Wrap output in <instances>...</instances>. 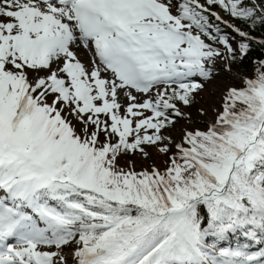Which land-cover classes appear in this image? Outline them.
I'll return each mask as SVG.
<instances>
[{
	"label": "snow or ice",
	"instance_id": "6c2138e0",
	"mask_svg": "<svg viewBox=\"0 0 264 264\" xmlns=\"http://www.w3.org/2000/svg\"><path fill=\"white\" fill-rule=\"evenodd\" d=\"M257 29L264 0H0V264H264V60L165 131Z\"/></svg>",
	"mask_w": 264,
	"mask_h": 264
},
{
	"label": "rangeland",
	"instance_id": "374dc122",
	"mask_svg": "<svg viewBox=\"0 0 264 264\" xmlns=\"http://www.w3.org/2000/svg\"><path fill=\"white\" fill-rule=\"evenodd\" d=\"M220 14L222 15V13ZM224 19L229 20L227 17H224ZM232 43L234 47L238 46L236 41L233 40ZM78 55L84 62L89 60V53L84 50L82 54L78 53ZM239 74L240 76L237 77L228 71H220L219 75L205 84L203 91L197 95L196 102L191 107L182 108V111L190 114V120H178L173 128L165 130L167 134L174 139H178L181 136V128H206L209 123H214L216 118L215 110L220 109L223 94L234 86L235 81L243 83V78L241 77L243 74L241 72ZM134 159L137 170L141 166H148L150 164H154L157 168L163 169L166 166L165 161L167 157L153 150V155L150 159H142L139 155ZM123 166L127 167L126 161L123 162Z\"/></svg>",
	"mask_w": 264,
	"mask_h": 264
},
{
	"label": "trees",
	"instance_id": "16d2710c",
	"mask_svg": "<svg viewBox=\"0 0 264 264\" xmlns=\"http://www.w3.org/2000/svg\"><path fill=\"white\" fill-rule=\"evenodd\" d=\"M216 10H219V9H216ZM221 13L224 17L229 18V20L232 23L236 24L237 26L241 27L242 29L247 30L245 28V25H243L241 22L231 19L230 17L226 16L223 12H221ZM221 27L224 28V30L226 32H228L232 37H234V39H233L234 41L237 42V41H240L242 39L235 32H233L231 29L226 28L224 25H221ZM251 34L256 37L257 41L264 39V31H262L260 29H257L255 31H251ZM259 60H264V46H261L257 42H253L251 47H250L249 53L243 59H240L237 62L233 63L231 65V69L234 71H237V72L239 71L247 77H252L255 74L256 63ZM242 86H243V83L235 81L233 87L240 88ZM126 159L127 158H125V160L121 161L122 165H123V162L126 161Z\"/></svg>",
	"mask_w": 264,
	"mask_h": 264
},
{
	"label": "bare ground",
	"instance_id": "6f19581e",
	"mask_svg": "<svg viewBox=\"0 0 264 264\" xmlns=\"http://www.w3.org/2000/svg\"><path fill=\"white\" fill-rule=\"evenodd\" d=\"M82 52H83V50H81L79 53L82 54ZM83 62H84V61H83ZM85 63L87 64L88 61H85ZM230 73H232L234 76H237V77L240 76L239 72L234 71V70L232 71V69H231V72H230ZM241 77L244 78L242 75H241ZM240 80H241V79H240Z\"/></svg>",
	"mask_w": 264,
	"mask_h": 264
}]
</instances>
